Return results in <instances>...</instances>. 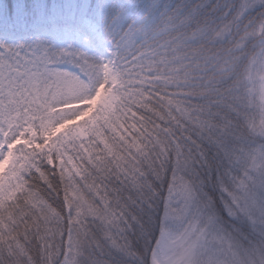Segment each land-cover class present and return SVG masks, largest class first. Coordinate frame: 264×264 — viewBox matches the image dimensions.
<instances>
[{
  "label": "snow or ice",
  "instance_id": "snow-or-ice-1",
  "mask_svg": "<svg viewBox=\"0 0 264 264\" xmlns=\"http://www.w3.org/2000/svg\"><path fill=\"white\" fill-rule=\"evenodd\" d=\"M0 264H264V0H0Z\"/></svg>",
  "mask_w": 264,
  "mask_h": 264
}]
</instances>
